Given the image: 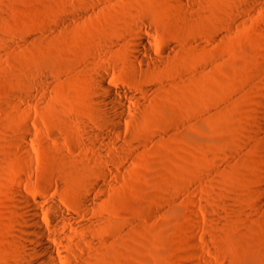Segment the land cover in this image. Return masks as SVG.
Returning a JSON list of instances; mask_svg holds the SVG:
<instances>
[{
  "label": "rangeland",
  "instance_id": "374dc122",
  "mask_svg": "<svg viewBox=\"0 0 264 264\" xmlns=\"http://www.w3.org/2000/svg\"><path fill=\"white\" fill-rule=\"evenodd\" d=\"M194 2L0 0V264L20 255L18 192L72 214L76 187L84 264H264V0ZM143 19L170 58L136 73ZM97 76L131 97L119 135Z\"/></svg>",
  "mask_w": 264,
  "mask_h": 264
},
{
  "label": "bare ground",
  "instance_id": "6f19581e",
  "mask_svg": "<svg viewBox=\"0 0 264 264\" xmlns=\"http://www.w3.org/2000/svg\"><path fill=\"white\" fill-rule=\"evenodd\" d=\"M175 1L179 6L177 14L186 19L181 7L184 5L187 8L193 7L196 1ZM237 14L238 12L235 13ZM152 30V25L144 19L135 24L134 36L128 41L131 44L125 54V65L129 70L136 73L148 72L169 60L170 52L167 49L155 51L151 38ZM96 85L110 97L106 101L112 105L110 110L113 111L116 122L110 132L119 135L122 131V121L129 110L131 97L126 98L119 89L108 84L104 76H97ZM140 91L145 94L147 89L142 88ZM262 109L264 110V105ZM139 111V109L134 110L133 116L137 117ZM261 122L264 125V114ZM101 173L105 175L104 171ZM48 181L49 185L59 184L54 178ZM75 189L81 196V204L72 214H66L57 202L46 195L34 198L24 191L18 192L24 205L19 210L22 227L19 231L17 248L20 255L15 264H84L85 257L92 252L86 244L93 243L89 233L93 223L89 219L93 202L82 197L85 193L83 188ZM46 222L57 223L59 229L51 231Z\"/></svg>",
  "mask_w": 264,
  "mask_h": 264
}]
</instances>
